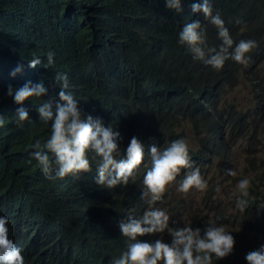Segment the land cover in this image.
<instances>
[{
	"label": "trees",
	"instance_id": "trees-1",
	"mask_svg": "<svg viewBox=\"0 0 264 264\" xmlns=\"http://www.w3.org/2000/svg\"><path fill=\"white\" fill-rule=\"evenodd\" d=\"M212 6L213 12L219 11L225 20L234 42L249 38L257 42L249 53L247 67L228 59L222 69L214 70L193 61L177 43L180 14L167 10L164 0H0L2 96L13 64L24 51L46 56L52 50L60 61L76 63L95 74L111 69L117 78L119 101L137 112L124 120L121 135L125 145L135 135L146 145L165 147L178 137L186 138L185 130L191 131L198 149H189V155L193 166L201 165L204 173L203 166L213 160L211 155L226 159L224 139L231 133L227 127L243 129L240 133L245 135V116L264 117V0H212ZM236 18L242 23H234ZM205 28L208 44L219 45L215 27ZM9 45L17 46L18 51H10ZM24 78L31 79L16 76L18 81ZM241 79L255 88L253 108L245 113L222 110L225 91L238 86ZM37 103L30 98L25 106L32 110ZM15 142L13 130L5 128L4 137L0 134V192L10 198L13 227L25 228V264L113 261L125 247L117 221L129 212L142 215L148 207L140 199V192L143 170L150 166V158L142 161L134 180L114 191L100 190L88 172L82 173L72 188H65L67 199L62 204L57 180L43 179L38 173L25 177L16 171L30 152V145L22 143L8 159L6 152ZM260 165L264 170V161L249 162L250 167ZM91 171L95 176V167ZM261 183L260 177L251 180L249 195L244 198L248 205L243 211L219 207L213 195L206 194L203 204L209 213L191 222L193 227H202L209 218L219 217L217 223L233 232L236 256L224 264H245L244 254L264 241V190H258ZM171 197L168 188L162 202L155 206L168 207L171 220L182 226L183 210L173 206ZM73 204L76 207L69 209ZM156 236L169 239L166 234L141 239Z\"/></svg>",
	"mask_w": 264,
	"mask_h": 264
},
{
	"label": "clouds",
	"instance_id": "clouds-1",
	"mask_svg": "<svg viewBox=\"0 0 264 264\" xmlns=\"http://www.w3.org/2000/svg\"><path fill=\"white\" fill-rule=\"evenodd\" d=\"M164 6L180 14L177 43L193 61L214 70L222 69L228 59L243 67L250 64L249 53L257 47V42L251 38L234 42L219 11L213 12L212 0H164ZM234 23L241 24L242 20L236 18ZM211 25L220 41L217 46L207 42L205 26L210 29ZM68 36L66 33V39ZM9 48L18 51L17 46L9 45ZM17 75L31 79L18 81ZM118 94L117 78L111 69L95 74L76 63L60 61L52 50L46 56H33L24 51L15 60L5 82V96L0 90V101H3L0 134L4 137L5 128L12 129L13 138L17 140L6 152L8 159L13 158L16 147L29 144L30 152L16 171L25 177L38 173L43 179L57 180L58 196L63 204L67 199L65 188H72L73 181L82 173L88 172L100 190L114 191L119 185L134 180L142 161L150 158V166L143 170L140 192V199L148 207L142 215L129 212L117 221L125 247L106 264H217L219 260L224 264L231 261L236 256V240L232 231L217 223L219 217L209 218L202 227H193L191 222L181 226L171 220L168 207L155 206L156 202H162L168 188L172 196L175 190L182 194L190 189L203 192L208 180L201 165L193 166L184 137L160 147L155 143L146 145L133 135L125 145L121 135L125 131L122 129L124 120L137 112L122 104ZM30 98L38 100L32 110L25 106ZM8 146L10 142L6 139ZM195 163L200 164L197 160ZM92 167H95V176ZM182 170L187 171L178 179ZM225 171L228 176L237 175L233 168ZM250 186L247 176L236 182L239 195L235 206L241 211L248 205L244 198L248 197ZM216 191H220L219 185ZM170 201L178 206L172 197ZM73 207L76 206L73 204L69 209ZM14 219L10 198L0 192V264H25V228H14ZM154 234H166L169 239L161 236L141 239ZM243 259L245 264H264V241L248 250Z\"/></svg>",
	"mask_w": 264,
	"mask_h": 264
},
{
	"label": "rangeland",
	"instance_id": "rangeland-1",
	"mask_svg": "<svg viewBox=\"0 0 264 264\" xmlns=\"http://www.w3.org/2000/svg\"><path fill=\"white\" fill-rule=\"evenodd\" d=\"M255 92V88L249 85L248 81L241 79L238 86L225 91L220 108L227 112L229 110L245 113L251 110L255 104ZM245 117L248 120V124L244 128L245 131H248L247 134H241L240 132H243V129L240 130L235 126L232 128L227 127V132L231 133H228L224 139L227 143L226 159H220L219 156L211 155L213 158L212 162L203 166L204 177L208 180L207 189L203 192L190 189L184 194L176 190L174 191L175 194L172 198L179 206L178 210H183L181 222H193L197 216L205 217L206 212L209 213L203 204L206 194H212L213 199L219 202L217 203L219 207L223 205L227 206L229 210H237L236 206L232 203L236 202V196L239 195L235 187L236 182L243 176L249 177L250 180L260 177L262 183L258 185V190H264V170L262 169V165L249 166L250 161L254 163L264 161V117L261 119L249 115ZM185 133L189 149L193 151L197 150L196 136L191 131L187 132L185 130ZM227 168L235 169L237 175L234 177L228 176L225 171ZM217 185L220 186L219 192L216 191ZM168 212L171 217V212L169 210Z\"/></svg>",
	"mask_w": 264,
	"mask_h": 264
},
{
	"label": "bare ground",
	"instance_id": "bare-ground-1",
	"mask_svg": "<svg viewBox=\"0 0 264 264\" xmlns=\"http://www.w3.org/2000/svg\"><path fill=\"white\" fill-rule=\"evenodd\" d=\"M89 70H91V69H89Z\"/></svg>",
	"mask_w": 264,
	"mask_h": 264
}]
</instances>
